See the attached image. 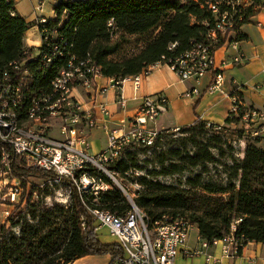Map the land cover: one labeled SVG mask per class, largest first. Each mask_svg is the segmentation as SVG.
<instances>
[{"label":"trees","instance_id":"obj_1","mask_svg":"<svg viewBox=\"0 0 264 264\" xmlns=\"http://www.w3.org/2000/svg\"><path fill=\"white\" fill-rule=\"evenodd\" d=\"M53 8L56 17L51 19L50 26L56 28L57 42L66 48V55L90 58L105 77L116 79L137 75L161 62L163 57L173 58L188 51L194 43L205 41L214 28L213 16L207 7L179 0H58ZM261 12L247 10L230 42L245 40L247 36L241 28ZM31 27L17 14L14 0H0V72L39 49L25 45V35ZM173 44L175 48L169 50ZM225 44L220 38L213 51ZM36 79L37 87L48 90L53 71L41 72ZM239 121L240 118L230 113L226 125L237 126ZM226 128L199 119L189 127L180 128V132L195 133L197 137L212 133L215 135L211 139L221 145V136L228 132ZM245 132L252 136L251 131L244 129L242 133ZM174 135L169 130H161L153 147L127 149L108 170L117 179L142 171L139 155L152 152L154 158L151 161L145 158L143 163H157L162 169L147 171L148 176L170 177L189 167L206 169L207 164L217 162L209 147L202 148L194 137L166 141ZM181 141H191L197 151L184 155V143L179 148L161 150L165 142ZM3 148L0 142V155ZM167 162L169 165L165 167ZM10 167L11 178L21 182L22 199L28 195V203L35 194V188L27 192L29 179L53 177L36 169L19 168L14 157L10 159ZM101 177L108 186L105 191L97 196L92 193L80 196L72 187L69 206L47 211L42 220L35 219V215L34 220H29L27 210L19 205L10 218V226H0V264H72L86 256L106 254L111 255V264H116L121 251L116 244H103L97 239L91 211L124 216L131 207L111 179L103 174ZM138 183L141 190L134 203L146 213L150 225L164 217H183L198 228L202 240L210 243L223 238L235 226V235L242 238L240 253L248 243H264V148L249 144L244 159L230 169L227 185L205 182L202 174L189 177L185 187L168 186L145 176Z\"/></svg>","mask_w":264,"mask_h":264},{"label":"built area","instance_id":"obj_2","mask_svg":"<svg viewBox=\"0 0 264 264\" xmlns=\"http://www.w3.org/2000/svg\"><path fill=\"white\" fill-rule=\"evenodd\" d=\"M33 1L35 20L27 33L32 32V36L39 40V49L32 56L22 57L0 72V142L4 145L0 155V226L6 227L10 226V218L17 207L20 205L24 209L28 200V195L22 199L24 189L21 182L11 178V157H14L19 168L52 174L53 177L43 180L42 186L69 189L66 204L71 201L72 187L77 189L80 196L84 193L97 196L108 188L101 174L117 182L108 166L118 161L127 149L155 145L160 133L155 126L156 121L168 111V99L163 94L145 97L133 117L108 131L107 149L92 154L89 137L91 131L100 126L99 120L94 112L82 108L77 95L84 94L96 100L109 89H115L123 107V86L131 83L137 93L143 77H147L159 65L167 66L182 81H194L196 84L209 73H214L206 92L212 94L219 91L225 83L223 72L229 61L223 62L222 67L217 69L216 51L213 48L220 38L236 48L237 42H230V39L241 25L243 14L250 8L264 11V0H179L182 3H200L202 8L207 7L211 12L214 28L209 31L205 41L194 43L188 51L176 57H163L161 62L137 75L116 79L105 77L90 58L67 56L66 48L57 42L56 28L50 26L51 19L56 17L54 8L52 17L48 18L42 12L49 0ZM26 38L29 36L25 35ZM175 46L171 45L169 50ZM244 57L238 53L229 63L240 65ZM46 70L53 71L48 90L36 86L37 76ZM104 77L109 81L108 86L98 83V79ZM200 95L201 91L194 87L182 97L193 99ZM98 111L105 121L111 117L103 104L98 105ZM231 114L241 119L242 127L260 125L264 131V112L244 107L236 96H233ZM165 130L179 133L180 127ZM251 133L258 136L259 130ZM31 180L34 178L29 179L28 193ZM136 187L141 189L139 185ZM126 195L131 209L124 216L103 210L91 211L96 227L106 228L116 239L121 251L116 264H175L180 254L188 258L205 256V264H221L209 254V250L215 247H220L222 256L227 259L240 255L242 238L235 235V226L223 238L211 243L199 238V248L189 250L187 243L194 227L189 220L164 217L150 225L146 213L135 205L133 198Z\"/></svg>","mask_w":264,"mask_h":264},{"label":"crops","instance_id":"obj_3","mask_svg":"<svg viewBox=\"0 0 264 264\" xmlns=\"http://www.w3.org/2000/svg\"><path fill=\"white\" fill-rule=\"evenodd\" d=\"M16 1V9L17 3ZM53 8V6H51ZM52 8L49 15L52 17ZM17 14L22 15L16 10ZM264 20L263 11L253 17L252 22L244 25L241 32L247 38L236 43V48L226 43L215 52L216 68L222 67L223 62H230L238 53L245 57L240 65L225 66V83L219 91L212 94L207 93L211 85L214 73H209L199 84L194 81H182L173 71L165 65L154 67L147 77H143L140 89L134 92L131 83H126L122 88V97L125 105L121 107L118 94L115 89H109L104 95L92 100L84 94L77 95L84 110L94 112L99 120L100 126L91 131L89 141L92 154H98L108 147V131L111 128L119 127L133 117L141 106L143 99L148 96L163 94L168 99L169 118L164 123L155 124L158 130L184 128L193 125L197 120H202L215 125H226L233 105V95L241 98L244 107L264 112ZM35 16L33 14L32 23ZM28 22V21H27ZM29 23V22H28ZM25 45L29 48H39V40L31 34H26ZM101 86H108L107 78H99ZM194 87L201 91V95L193 99L183 98L182 95ZM103 104L110 112L109 120L104 119L98 111V105ZM108 121V122H107ZM107 123V124H106ZM241 126L242 125V122ZM105 125L107 128H105ZM97 239L103 244H116V239L110 235L106 228L96 227ZM199 230L190 233L187 248L195 250L199 248ZM209 254L221 261V264H264V243L251 242L242 250L239 256L234 259H227L222 256L220 247L211 248ZM112 257L106 255L86 256L74 261L72 264H111ZM175 264H205V256L188 258L180 254Z\"/></svg>","mask_w":264,"mask_h":264},{"label":"rangeland","instance_id":"obj_4","mask_svg":"<svg viewBox=\"0 0 264 264\" xmlns=\"http://www.w3.org/2000/svg\"><path fill=\"white\" fill-rule=\"evenodd\" d=\"M58 3V0H49L43 7V12L49 15V11L51 10V6H54ZM34 7L35 2L33 0H19L17 3V9L18 12L22 15V18H24L26 21L29 22L31 26L34 25L32 23L33 14H34ZM16 9V10H17ZM264 13V11H263ZM259 21L264 23V20L262 18L258 19ZM132 52V51H130ZM167 113V112H166ZM164 113L156 121L157 123H164L169 116ZM240 122V121H239ZM227 127L228 132H225L222 138V144L219 145L215 143L211 138L214 137L215 134H209L197 137L195 136V133H187L182 134L180 133H174V137L166 139V141H170V139H176L178 137H184L185 139L193 138L195 141L201 145V147H209L210 153H212L213 157L216 159V163L214 164H207L206 169L204 168H187L184 172L180 174H176L170 177L166 176H148L147 171H161L162 166L158 165L157 163L152 164H145L143 163L145 158H148L150 161L154 158V152L150 154L139 155V161L142 167H144V170L142 171H135L133 174H129L125 176L124 178L121 176H118L117 182L114 180L112 181V185L117 187L121 190L124 197L127 199L128 194L131 198L135 199L137 194L139 193L138 188L136 185H139L138 179L140 177H148L151 180H156L162 184L168 185V186H176V187H185L186 180L191 177L193 178L195 175L202 174L203 180L205 182H211L216 184H222L227 185L228 184V178L230 169L233 167L234 163H239L244 159V152L249 144L257 145L258 147L264 148V131H262V127L260 125H250L248 128L242 127L241 123H239L237 126L235 125H224ZM186 128V127H184ZM244 129H247L251 132L259 130L258 136H249V134L242 133ZM183 139V138H182ZM186 145V149L183 146L184 155H192L195 153L197 148L191 143V141H181L179 143H167L165 142L162 149L164 151H168L172 148H179L181 144ZM200 148V147H199ZM160 150V151H161ZM160 151H157L158 153ZM169 162H167L164 166L168 167ZM109 179H111L109 176H107ZM31 187L28 190L31 191V188H35V194L31 200L30 203H27L24 207L25 210H27V216L29 220L35 219L42 220L44 217V214L47 211L57 210L58 208H65L68 207L71 203L68 202L66 204V193L67 191H70L69 189H66L65 187H59L55 186L52 188L48 185H43V180L34 179L31 180ZM238 184V182L236 181ZM140 186V185H139ZM141 187V186H140ZM124 189V190H122ZM125 191L126 193H124ZM28 197V196H27ZM2 209V207H0ZM29 209V210H28ZM197 227L194 226L192 230V234L196 233Z\"/></svg>","mask_w":264,"mask_h":264},{"label":"bare ground","instance_id":"obj_5","mask_svg":"<svg viewBox=\"0 0 264 264\" xmlns=\"http://www.w3.org/2000/svg\"><path fill=\"white\" fill-rule=\"evenodd\" d=\"M49 72V71H48ZM51 72V71H50Z\"/></svg>","mask_w":264,"mask_h":264}]
</instances>
